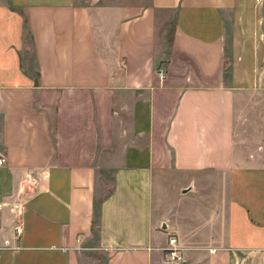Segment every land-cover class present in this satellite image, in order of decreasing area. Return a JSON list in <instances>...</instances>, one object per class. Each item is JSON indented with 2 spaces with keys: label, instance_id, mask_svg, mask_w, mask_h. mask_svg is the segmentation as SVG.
<instances>
[{
  "label": "crops",
  "instance_id": "obj_1",
  "mask_svg": "<svg viewBox=\"0 0 264 264\" xmlns=\"http://www.w3.org/2000/svg\"><path fill=\"white\" fill-rule=\"evenodd\" d=\"M0 158V264H264V0H0Z\"/></svg>",
  "mask_w": 264,
  "mask_h": 264
},
{
  "label": "built area",
  "instance_id": "obj_2",
  "mask_svg": "<svg viewBox=\"0 0 264 264\" xmlns=\"http://www.w3.org/2000/svg\"><path fill=\"white\" fill-rule=\"evenodd\" d=\"M160 75H161V72H159ZM3 158H0V164L3 162ZM15 231L16 233H20L21 231V227H20V224L19 226H16L15 227ZM168 245H169V248H167V251H166V255L168 257V260L169 261H177V260H180V256L178 255V248L176 246V238L174 237H169L168 239Z\"/></svg>",
  "mask_w": 264,
  "mask_h": 264
},
{
  "label": "water",
  "instance_id": "obj_3",
  "mask_svg": "<svg viewBox=\"0 0 264 264\" xmlns=\"http://www.w3.org/2000/svg\"><path fill=\"white\" fill-rule=\"evenodd\" d=\"M182 264H185V262H182Z\"/></svg>",
  "mask_w": 264,
  "mask_h": 264
}]
</instances>
